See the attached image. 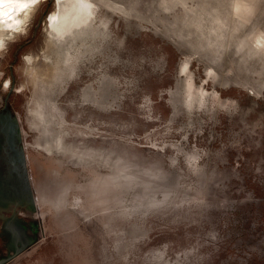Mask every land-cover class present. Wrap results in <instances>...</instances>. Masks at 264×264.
Masks as SVG:
<instances>
[{"label": "rangeland", "instance_id": "1", "mask_svg": "<svg viewBox=\"0 0 264 264\" xmlns=\"http://www.w3.org/2000/svg\"><path fill=\"white\" fill-rule=\"evenodd\" d=\"M55 3L0 50L32 189L3 264H264V0H92L62 35Z\"/></svg>", "mask_w": 264, "mask_h": 264}, {"label": "flooded vegetation", "instance_id": "2", "mask_svg": "<svg viewBox=\"0 0 264 264\" xmlns=\"http://www.w3.org/2000/svg\"><path fill=\"white\" fill-rule=\"evenodd\" d=\"M0 110V209H14L20 202L29 203L32 197L26 161L16 139L15 121ZM12 240L22 245L20 229L11 228Z\"/></svg>", "mask_w": 264, "mask_h": 264}, {"label": "bare ground", "instance_id": "3", "mask_svg": "<svg viewBox=\"0 0 264 264\" xmlns=\"http://www.w3.org/2000/svg\"><path fill=\"white\" fill-rule=\"evenodd\" d=\"M37 1L38 0H0V50L6 45L10 34L19 31L25 25L26 18L36 7ZM63 3L74 4V11L67 15L58 13L56 9L52 12L51 18L46 19L48 27L52 28L59 35H62V29L67 25V21H69L68 25L71 26L80 24V22L89 18L91 13H93L89 10V5H92V0H57L55 5L56 7H61ZM28 59L31 60V57Z\"/></svg>", "mask_w": 264, "mask_h": 264}, {"label": "water", "instance_id": "4", "mask_svg": "<svg viewBox=\"0 0 264 264\" xmlns=\"http://www.w3.org/2000/svg\"><path fill=\"white\" fill-rule=\"evenodd\" d=\"M12 257H13L12 255L11 256H8V257H2L0 259V264L5 263L6 261L10 260Z\"/></svg>", "mask_w": 264, "mask_h": 264}]
</instances>
